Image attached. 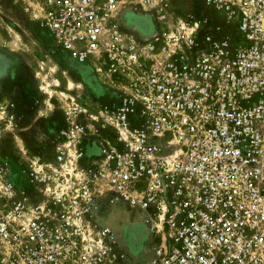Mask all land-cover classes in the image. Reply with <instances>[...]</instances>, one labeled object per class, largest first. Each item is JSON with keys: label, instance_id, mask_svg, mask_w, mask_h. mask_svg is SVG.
I'll return each instance as SVG.
<instances>
[{"label": "built area", "instance_id": "obj_1", "mask_svg": "<svg viewBox=\"0 0 264 264\" xmlns=\"http://www.w3.org/2000/svg\"><path fill=\"white\" fill-rule=\"evenodd\" d=\"M143 4L146 30L120 0L34 1L53 47L119 91L73 101L16 177L0 138V264H132L122 211L165 236L148 264H264V0Z\"/></svg>", "mask_w": 264, "mask_h": 264}, {"label": "rangeland", "instance_id": "obj_2", "mask_svg": "<svg viewBox=\"0 0 264 264\" xmlns=\"http://www.w3.org/2000/svg\"><path fill=\"white\" fill-rule=\"evenodd\" d=\"M35 0H0V138L2 154L21 167L35 153L52 151L59 120L73 103L105 102L118 96V87L106 77L82 68L52 45L49 33L32 19ZM167 1L177 9L181 0ZM120 7L154 8L143 0H120ZM90 68V67H89ZM73 83V88L71 87ZM13 115L12 120L10 119ZM116 229L134 264H148L154 242L164 243L161 232L150 233L125 212H117Z\"/></svg>", "mask_w": 264, "mask_h": 264}, {"label": "flooded vegetation", "instance_id": "obj_3", "mask_svg": "<svg viewBox=\"0 0 264 264\" xmlns=\"http://www.w3.org/2000/svg\"><path fill=\"white\" fill-rule=\"evenodd\" d=\"M122 20L130 26H138L141 29L146 30V27L152 21V16L148 14L140 13L138 11H134L131 8H129V9H125L122 12Z\"/></svg>", "mask_w": 264, "mask_h": 264}, {"label": "crops", "instance_id": "obj_4", "mask_svg": "<svg viewBox=\"0 0 264 264\" xmlns=\"http://www.w3.org/2000/svg\"><path fill=\"white\" fill-rule=\"evenodd\" d=\"M150 25L148 24V26L146 27V29L149 27ZM151 28H152V25H151ZM67 56V55H66ZM68 58H70L69 56H67ZM71 59V58H70ZM73 60V59H72ZM75 61V60H74ZM79 66H81L82 68H88L89 70H92L91 68H89V67H87V66H85V65H83V64H80V63H78L77 61H75ZM65 121V119H64V113H63V117H61V120H59V125L61 124V126L59 127V129L58 130H60L61 128H63L64 127V122ZM57 130V131H58ZM56 131V132H57ZM128 248V247H127ZM129 249V248H128ZM129 252L131 253V251L129 250ZM131 257H132V264H134V258H133V256H132V254H131Z\"/></svg>", "mask_w": 264, "mask_h": 264}, {"label": "bare ground", "instance_id": "obj_5", "mask_svg": "<svg viewBox=\"0 0 264 264\" xmlns=\"http://www.w3.org/2000/svg\"><path fill=\"white\" fill-rule=\"evenodd\" d=\"M71 87L73 88V83H72Z\"/></svg>", "mask_w": 264, "mask_h": 264}]
</instances>
